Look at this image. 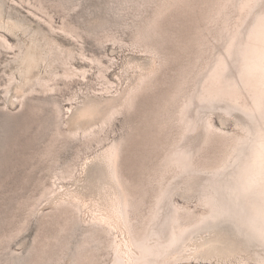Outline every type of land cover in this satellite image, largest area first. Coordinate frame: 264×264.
<instances>
[{
  "label": "rangeland",
  "instance_id": "1",
  "mask_svg": "<svg viewBox=\"0 0 264 264\" xmlns=\"http://www.w3.org/2000/svg\"><path fill=\"white\" fill-rule=\"evenodd\" d=\"M218 4V0H4L0 17V264H143L138 245L134 247L130 236L118 229L123 225L116 221L119 235L116 228L93 220L82 195L99 193L93 172L105 171L103 153L118 145L119 183L133 195L127 219L132 230L141 232L151 202L149 193L156 187L148 180V165L156 167L161 154L163 104L179 90L177 85L186 92L190 84L202 83L203 73L194 76V67L205 60L212 46L209 33L217 25L208 21ZM44 37L62 54L54 59L49 50L44 67L39 63L24 79L18 72L21 60L28 52L38 56L45 49ZM28 76H37L30 90L25 87ZM123 92L133 101L110 105L109 118L98 120V115L86 128L69 121L80 103L102 105ZM222 105L204 104L200 110L205 116L214 113L210 121L218 127ZM232 123L230 118L224 128L233 130ZM205 125H199L198 147ZM109 183L110 191L118 189L116 182ZM78 192L81 198L74 197ZM170 197L175 205L200 211L195 203ZM263 259L210 264H264Z\"/></svg>",
  "mask_w": 264,
  "mask_h": 264
},
{
  "label": "bare ground",
  "instance_id": "2",
  "mask_svg": "<svg viewBox=\"0 0 264 264\" xmlns=\"http://www.w3.org/2000/svg\"><path fill=\"white\" fill-rule=\"evenodd\" d=\"M3 2L0 1V17ZM218 2L214 16L208 21L217 25L209 33L212 46L205 60L194 67V76L203 73L202 83L190 84L186 92L183 85H177L179 90L167 96L163 104V121L159 125L163 136L158 145L161 154L156 167L148 165V180L156 187L149 193L148 217L145 216L141 232L132 230L127 219L133 195L130 190H122L119 183L118 145L103 153L105 171L93 172L92 182L99 193L74 195L85 198L93 220L127 233L130 243L138 245L143 264H161L165 258L164 264L190 260L205 264L252 260L257 263L264 256V0ZM42 42L45 49L38 56L28 52L21 60L23 67L17 70L24 79L39 63L43 66L45 60L49 61L50 51L54 59L62 54L47 37ZM131 65L129 61L127 66ZM27 80L29 85L22 86L29 89L35 86L37 76H28ZM25 87L20 90L24 92ZM123 101H129L130 105L133 99L123 92L116 100L108 99L102 105L84 101L69 121L86 128L98 115H101L98 120L109 118L110 105L119 107ZM216 102L223 104L218 127L210 121L214 113L205 116L200 110L204 104L210 108ZM168 108H173L172 113ZM230 118L234 126L231 131L224 128ZM203 122H206L201 126L205 137L198 147L199 125ZM197 155L200 157L195 162ZM111 180L118 189L109 190L107 184ZM171 195L188 204L195 203V209L200 211L175 205ZM116 221L123 227H118Z\"/></svg>",
  "mask_w": 264,
  "mask_h": 264
}]
</instances>
